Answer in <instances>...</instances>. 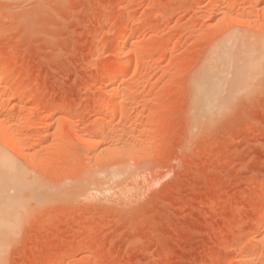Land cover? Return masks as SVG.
Masks as SVG:
<instances>
[{
	"label": "rangeland",
	"instance_id": "374dc122",
	"mask_svg": "<svg viewBox=\"0 0 264 264\" xmlns=\"http://www.w3.org/2000/svg\"><path fill=\"white\" fill-rule=\"evenodd\" d=\"M235 36L264 0H0V153L35 184L0 264H264V51L210 120L196 95Z\"/></svg>",
	"mask_w": 264,
	"mask_h": 264
},
{
	"label": "bare ground",
	"instance_id": "6f19581e",
	"mask_svg": "<svg viewBox=\"0 0 264 264\" xmlns=\"http://www.w3.org/2000/svg\"><path fill=\"white\" fill-rule=\"evenodd\" d=\"M244 39L245 38H243V40ZM259 40H256V42L251 43V39H249L250 41L249 43L247 42L245 44H241L240 38H238V36H235L225 41L220 46V48H218L215 51L216 66L214 65V69L212 70L211 73L207 75H206L207 72L204 73L205 77L202 78L203 79L202 83L197 89V94H196L198 99V104L200 107V114L204 119L210 120V118L213 115H215L216 112L217 113L221 112L228 105V103L239 93L240 89H238L237 87L239 81H242L247 76L251 77L252 74H254L258 63L254 60L253 54L256 52L257 49H260L258 51L260 54L261 52L264 51V42ZM121 44L123 43L119 41L118 42L119 49L122 48V47L120 48ZM258 45H260V48L258 47ZM255 47L257 49H255ZM234 49H237L238 51L235 50L236 51L235 53L234 51H232ZM262 58L263 57H260V60H262ZM128 68H129L128 64L119 62L115 67V71L124 72ZM230 71H232L231 72L232 75L234 73V76L231 77L229 81H227L228 84L226 83L227 84L226 86L221 82L220 76L227 72L230 73ZM256 76H258V74H256ZM0 77L2 78L1 75ZM2 123H0L1 126L0 128L3 127L1 125ZM11 128L8 127L9 130ZM3 131L6 132V135L11 134V131H9L10 132L9 134L6 128ZM9 138H11V140ZM9 138H8L9 143H7V145L9 144V146L14 147L13 150L18 151L19 154H21L20 152H22L21 151L22 144L19 141L20 138L19 140L14 139L12 137ZM96 143L98 145L102 142L99 141ZM17 165L18 164H16L15 161H13L11 158L0 153V254L2 253L1 251L3 247H5L3 246V243L5 244L7 241L4 240V237H6L5 239H7L8 236H11L16 231V229L20 225L21 222L20 220H22L23 218L22 216H24L27 213L28 201H32L28 199H31V197L35 192V184L33 183L29 185L26 184V182L24 181L25 175L23 174V170H21L20 166L18 167ZM41 184L40 187H42ZM22 187H25V192H27V194H23V196L21 195L22 192L20 191L22 190L21 189ZM41 189L42 188H39V190ZM39 193L41 194V192L38 191V196L40 195ZM13 201L14 202L18 201V202L17 204H14V206H12L14 203Z\"/></svg>",
	"mask_w": 264,
	"mask_h": 264
}]
</instances>
